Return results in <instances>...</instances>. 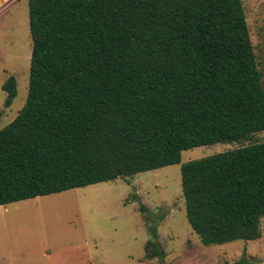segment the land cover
<instances>
[{"label":"trees","instance_id":"16d2710c","mask_svg":"<svg viewBox=\"0 0 264 264\" xmlns=\"http://www.w3.org/2000/svg\"><path fill=\"white\" fill-rule=\"evenodd\" d=\"M27 2L28 93L0 129V205L132 177L264 130L242 0ZM2 88L7 107L13 75ZM181 187L203 245L259 238L264 141L183 163ZM144 252L164 255L155 228Z\"/></svg>","mask_w":264,"mask_h":264},{"label":"rangeland","instance_id":"374dc122","mask_svg":"<svg viewBox=\"0 0 264 264\" xmlns=\"http://www.w3.org/2000/svg\"><path fill=\"white\" fill-rule=\"evenodd\" d=\"M242 3L264 78V0ZM31 49L27 0H0V129L25 103ZM9 75L17 92L5 107ZM263 141L260 130L183 150L179 163L132 177L0 205V264H264V217L257 239L203 245L186 218L181 187L183 163ZM153 228L162 258L145 256Z\"/></svg>","mask_w":264,"mask_h":264},{"label":"bare ground","instance_id":"6f19581e","mask_svg":"<svg viewBox=\"0 0 264 264\" xmlns=\"http://www.w3.org/2000/svg\"><path fill=\"white\" fill-rule=\"evenodd\" d=\"M49 203H50V201H49Z\"/></svg>","mask_w":264,"mask_h":264}]
</instances>
